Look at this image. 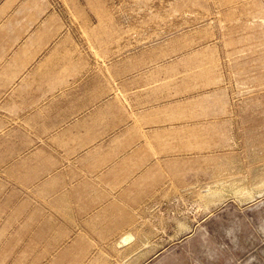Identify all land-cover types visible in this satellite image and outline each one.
I'll list each match as a JSON object with an SVG mask.
<instances>
[{
	"label": "rangeland",
	"instance_id": "374dc122",
	"mask_svg": "<svg viewBox=\"0 0 264 264\" xmlns=\"http://www.w3.org/2000/svg\"><path fill=\"white\" fill-rule=\"evenodd\" d=\"M77 15L70 42L38 60L78 63L54 76L119 77L129 91L157 76L204 107L174 124L187 140L164 180L114 214L48 187L72 157L57 94L1 97L0 264H264V0H92Z\"/></svg>",
	"mask_w": 264,
	"mask_h": 264
},
{
	"label": "crops",
	"instance_id": "0c3cea01",
	"mask_svg": "<svg viewBox=\"0 0 264 264\" xmlns=\"http://www.w3.org/2000/svg\"><path fill=\"white\" fill-rule=\"evenodd\" d=\"M87 3L92 6V0H0V94H5L0 98L30 101L57 94L54 99L62 102L52 112L54 124L68 132L69 142L62 145L72 157L68 175L53 172L48 187L93 204L92 211L118 214L125 210V196L149 195L156 181L164 180L174 140L178 145L187 140L174 124L188 121L190 106L204 107L205 101L173 99L171 85L157 76L133 77L131 91L119 77L110 88L109 77L102 75L54 76L53 68L78 63H39L40 55L56 40L70 42L68 23L78 11L86 19ZM143 80L150 83L144 91L136 88ZM102 204L109 207H97Z\"/></svg>",
	"mask_w": 264,
	"mask_h": 264
}]
</instances>
